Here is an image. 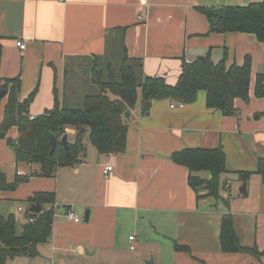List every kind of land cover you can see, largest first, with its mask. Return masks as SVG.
<instances>
[{
    "label": "crops",
    "instance_id": "crops-1",
    "mask_svg": "<svg viewBox=\"0 0 264 264\" xmlns=\"http://www.w3.org/2000/svg\"><path fill=\"white\" fill-rule=\"evenodd\" d=\"M259 1L0 0V73L3 78H20L21 100L34 93L30 117L53 109L56 98L60 107H81L84 97L96 92L91 64L105 60L116 43L129 57L142 61L144 75L163 77L169 84L177 82L185 62L207 54L217 63L227 50L229 65L242 63L247 55L252 58L250 99H235V115L209 108L204 90L183 107L172 108L179 102L161 99L148 111L142 108L140 94L135 107L129 108L130 118L124 117L125 151L109 154L87 147L74 166H61L50 177L31 175L14 191L0 190V214H14L18 220V211L28 218L24 223L30 206L19 211L21 201L37 192H55L59 209L56 213L53 205L52 235L38 246L40 261L75 264L82 255L100 253L111 256L113 264H132L125 250L138 247L135 257L142 256V264L151 256L154 264H264V186L256 173L243 181L234 172H255L258 159L264 157V98L255 96L257 73L264 72V43L250 33H208V20L197 10ZM18 41L26 47L21 49ZM6 102L7 97L0 102V124ZM66 134L74 142L78 131L67 128ZM17 136V126L5 137L0 133V165L9 181L32 173L29 164L16 161L8 143ZM220 144L230 171L224 175L236 176L240 184L233 188L232 178L222 176L233 194L223 208L212 196L198 198L188 183V168L171 159L175 151ZM108 164L114 169L106 176L103 169ZM14 201L20 203L18 208ZM77 204L81 212L90 210L87 222L85 213L79 222L67 217V208ZM227 212L241 243L257 246L258 255L222 250L220 221ZM130 227L135 232H129ZM131 235L135 239L130 240Z\"/></svg>",
    "mask_w": 264,
    "mask_h": 264
},
{
    "label": "trees",
    "instance_id": "trees-1",
    "mask_svg": "<svg viewBox=\"0 0 264 264\" xmlns=\"http://www.w3.org/2000/svg\"><path fill=\"white\" fill-rule=\"evenodd\" d=\"M209 23L208 33H250L264 43V0L247 5L200 6ZM0 42V66L2 60ZM109 50L105 60H97L92 67L91 82L97 91L84 97L81 107H60L58 99L53 109L30 117L29 107L34 93L21 100V80L19 77L3 78L0 73V91L4 90L7 102L4 118L0 124L3 137L13 126L18 128V136L8 139L10 147L16 153L17 162H26L32 167L28 175H16L12 181L0 165V190L14 191L20 184L32 176H53L61 166H74L86 155L84 136L87 132L89 142L101 153H119L126 149L128 123L124 113L134 108L138 98H142V108L148 111L153 101L171 99L177 102L193 103L201 90L206 92V104L209 108L220 110L231 116L237 113L235 99H250L252 78V58L247 55L242 63H226L224 59L214 62L209 54L191 62H185L175 84H169L163 77L144 75L142 61L128 56L123 46ZM255 96L264 98V72L257 73ZM82 127V129H80ZM67 128L78 131L74 142H69L67 151L62 137ZM58 138L55 151H50V135ZM171 159L189 170L188 183L200 198V192L207 196L223 200L221 190L226 183L222 176L230 172L227 157L222 144L214 148L192 147L175 151ZM208 173L209 177L202 173ZM247 181L253 173L261 177L264 186V157L257 161L255 172L234 171ZM224 201V200H223ZM30 206L39 202L42 210L34 213L27 209L34 221L23 223L21 232L17 229L14 214H0V264H9L23 256H37L39 244L46 243L52 235L54 222L55 192H37L27 199ZM227 204V201H226ZM219 240L222 250L258 255L257 246L241 243L233 226L230 213H224L220 221ZM179 248V247H178Z\"/></svg>",
    "mask_w": 264,
    "mask_h": 264
},
{
    "label": "rangeland",
    "instance_id": "rangeland-1",
    "mask_svg": "<svg viewBox=\"0 0 264 264\" xmlns=\"http://www.w3.org/2000/svg\"><path fill=\"white\" fill-rule=\"evenodd\" d=\"M115 44V43H114ZM120 43H116L115 45H116V47L115 48H118L119 49V51H121L120 49H122V46H121V44L119 45ZM114 48V49H115ZM101 62H102V60H100ZM92 66H94V64L92 63L91 64ZM264 66V65H263ZM95 91H97V88H96V90ZM2 100H0V102H1ZM87 135L88 134H86V139H84V141H85V144H86V148L88 147L89 149H93L94 151H96V149H95V147L89 142V140L87 139ZM225 176V178L226 177H231V175H224ZM224 176H223V178H224ZM232 178V180H233V183H232V185H233V188H234V186H236V185H240L239 184V180H237V178H236V176H233V177H231ZM257 178H259V177H257ZM226 183V182H225ZM236 184V185H235ZM71 193V192H70ZM72 195V194H71ZM73 197H76V195L75 194H73L72 195ZM200 196L202 197V198H204V197H206L207 195H206V191H201L200 192ZM221 196L223 197V200L224 201H220V200H217L218 202H223V203H218L219 204V206L220 207H224V203H226L225 201H227V198L228 197H231L232 198V196H233V194H231L230 192H229V189L228 188H226L225 186L222 188V190H221ZM21 206H22V208L23 209H26V208H29V206H30V204H29V202H27V200H25V201H21ZM19 204L20 203H18V202H16V201H14L13 203H12V205L15 207V208H18V206H19ZM72 207H73V209H74V211H75V213L77 214V212H79V214H80V218L82 219V220H84V213H85V210L83 211L82 210V212L81 211H79V208H80V206H79V204H77L76 205V207H74V205H72ZM222 207V208H223ZM17 217H18V220H17V226H18V228L17 229H21L22 228V225H23V223L25 222V221H27V219L28 218H26V216H21V214H20V212H18L17 211ZM126 228H128V227H126L125 226V229ZM130 229H131V227H130ZM132 230V229H131ZM129 231V232H135V230H132V231ZM18 231H20V230H18ZM149 235L148 234H146V237H148ZM138 243V242H137ZM137 243H135V245L137 244ZM44 246H42V248L43 247H47L45 244H43ZM149 249L151 248L150 246H147ZM142 249V248H141ZM140 249V250H141ZM43 250L44 249H42L41 250V254L43 253ZM143 251H146V252H148V250L146 249V246H143ZM137 252H139V248L137 247L136 248V251H132V250H130L129 248L128 249H126L125 250V256L126 257H128L129 259H130V262H132V264H142V256L138 259V258H136L135 257V255H136V253ZM40 259H41V256H33V257H29V256H23V257H20V258H18L17 260H14L13 262H10L9 264H32V263H36V264H46L47 262V260L46 259H43V260H41L40 261ZM75 264H113V261H112V257L111 256H108V255H104V256H102L100 253L99 254H97V255H93V256H84V255H82V257L81 258H79L76 262H75Z\"/></svg>",
    "mask_w": 264,
    "mask_h": 264
},
{
    "label": "water",
    "instance_id": "water-1",
    "mask_svg": "<svg viewBox=\"0 0 264 264\" xmlns=\"http://www.w3.org/2000/svg\"><path fill=\"white\" fill-rule=\"evenodd\" d=\"M3 95H4V90L0 91V97L3 96ZM130 115H131V111L129 109L126 110L125 113H124V116L127 119H129L130 118ZM80 129H82V127H80ZM62 142H63L66 150L68 151L69 150L68 134H64V136L62 137ZM57 144H58V138L55 135L51 134L50 135V145H51V147H50L49 154H52L55 151V149L57 147ZM245 188H246V184L243 185V187L241 188V191L244 192L245 191ZM30 210L33 211V212H35V213H39V212H41L42 207H41V205H40L39 202H36V203H34V204H32L30 206ZM89 215H90V210L87 209L86 212H85V221L86 222L89 219ZM145 262H146V264H154V256H151Z\"/></svg>",
    "mask_w": 264,
    "mask_h": 264
},
{
    "label": "built area",
    "instance_id": "built-area-1",
    "mask_svg": "<svg viewBox=\"0 0 264 264\" xmlns=\"http://www.w3.org/2000/svg\"><path fill=\"white\" fill-rule=\"evenodd\" d=\"M17 45H18L21 49H24V48L26 47L25 43H23L22 41H18V42H17ZM170 106H171L172 108H174V107H176V106L183 107V106H184V103H183V102H179V103H177V104H176V103H173V104H171ZM31 118H33V116H32ZM113 169H114L113 165L108 164V165H106L105 168L103 169V172H104V174L107 176V175H109V174L111 173V171H113ZM58 209H59V206H58L57 203H55V210H56V213L58 212ZM19 211H21V212H23V213L25 212L24 209L21 208V207L19 208ZM66 215H67V217H68L69 219L74 220L75 222H79V221H81L80 217H78L77 214L75 213L73 207H69V208H67V210H66ZM29 221H30V222L34 221V218L29 217ZM129 239H130V240H133V239H135V236H134V235H131V236L129 237ZM132 248H133V246H132Z\"/></svg>",
    "mask_w": 264,
    "mask_h": 264
}]
</instances>
